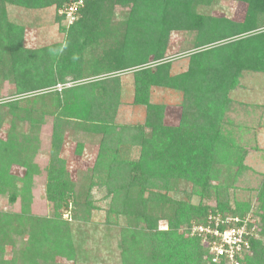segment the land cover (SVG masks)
<instances>
[{
	"label": "trees",
	"instance_id": "obj_1",
	"mask_svg": "<svg viewBox=\"0 0 264 264\" xmlns=\"http://www.w3.org/2000/svg\"><path fill=\"white\" fill-rule=\"evenodd\" d=\"M19 1L26 6L36 2L40 6L55 3L61 7L74 0H23L27 3ZM240 1L247 5L243 19L231 21L224 17H210L191 8L186 10L185 17L178 7L179 0H85L76 19L66 25V46L60 52L58 49L53 50L48 61L41 62L36 59L30 63V70L33 68L41 76L37 80L40 88L64 82L67 68L72 63V58H67L66 55H74L71 51L76 49L80 56L94 34L93 30L88 29L96 21L101 24L98 16L106 4L110 8L129 5L128 10L134 24L146 25L141 29L143 36L151 31L145 22L150 20L155 25V21L159 20L155 26L159 29L160 36L153 43L141 40L135 44L130 40L126 49L130 46L133 51H138L136 56L147 54L150 47H154V43H158L161 48L167 26L181 25L185 30L195 31V48L211 45L210 48L191 52L188 56V68L176 74H171L168 62H159L153 67L132 71V103L145 107V117L142 124L121 127L120 132L128 136H119L118 141L113 138V142H110V135L105 134L110 130L108 127L112 125V113L118 105L117 80L114 77L68 87L44 96L49 110L39 111L53 115L54 120L46 173L47 198L56 209L69 207L74 220L86 221L92 203L91 189L95 185L105 186L106 195L107 191L111 193L110 209L117 210L118 204L117 213L121 217L129 222L134 221L132 225L142 224V228L148 229L151 234L149 254L144 255L138 254V251L135 254L136 245L127 238L132 235L121 234L119 246L124 263L153 264L156 261V264H227L224 259L211 262L210 254L203 247L200 237L178 232L181 225L192 226L205 222L210 206L203 199L212 196L215 201L212 211L214 213L240 217L248 213L251 215L257 236L249 238V250L243 253L239 261L240 264H264V173L255 188L254 202L248 199L235 200L233 207L229 205V189L234 186L237 176L248 169L243 164L246 147L244 150L240 146L235 149L234 141L240 139L239 135L248 130L246 126L229 117L231 104H234L229 93L240 85L239 79L243 71L264 72V0ZM182 2V7L187 8L190 4L188 1ZM57 21H62L60 16ZM76 41L75 48L69 49L68 46ZM10 51H13L12 48ZM126 53V57L116 60L117 66L113 67V71L133 68L125 62L132 60L135 55H131L129 50ZM153 56V62L165 59L157 53ZM13 57L12 62L20 58L17 53ZM82 74V71H76L72 80L81 79ZM29 78L30 76L21 83L25 84L23 89L37 88L34 86L35 82H30ZM152 86L182 92L180 118L176 125L165 123V105L150 102L149 89ZM13 114L16 117L15 112ZM67 119H72V124H84L86 129L101 133L90 181L83 193L76 191L65 162L59 155L60 132L68 122ZM232 129L238 131L236 132L239 137ZM113 133L114 128L111 129V134ZM121 139L132 143L131 139L134 145H138L139 156L136 160H119L116 157L119 155L117 144ZM106 151L111 155L108 159L104 156ZM23 156L27 158L28 152ZM158 165L161 166V172L156 169ZM100 171L103 174L99 175ZM178 178L192 185L191 193L198 197L195 203L190 200L170 199L159 192L162 188L171 189L168 188L170 182ZM4 180L0 174V192H8L9 199L14 201V184ZM215 182H222L224 187H218ZM14 219L8 213L0 214V225ZM162 219L166 224L160 229L157 224ZM46 222L44 219L35 218L28 225L30 249L36 248L33 251L28 250L34 256L42 251L47 255L49 249H57L59 254L70 253L67 251L71 249L68 229L57 223L48 225ZM133 230L134 228L128 231L134 232ZM49 260L40 262L52 264Z\"/></svg>",
	"mask_w": 264,
	"mask_h": 264
},
{
	"label": "rangeland",
	"instance_id": "obj_2",
	"mask_svg": "<svg viewBox=\"0 0 264 264\" xmlns=\"http://www.w3.org/2000/svg\"><path fill=\"white\" fill-rule=\"evenodd\" d=\"M182 1H188L189 6L182 7ZM22 2L27 3L23 0ZM179 2L178 7L184 12L185 17H187L186 10L191 8L210 17H224L231 21H241L247 6L240 0H179ZM58 7L55 3L40 6L32 2L31 6H26L19 0H0V42L2 43L0 44L2 65L0 66V174L5 178L4 181L14 184L15 192L14 201L9 199L8 192H0V214L8 213L15 218L14 221H6L4 225H0V264H42L40 261L44 259H50L49 262L52 264H127L123 262L121 256L122 251L119 246L121 234L132 235L127 238L134 241L135 254L138 251V254L142 255L149 254L151 234L148 229L142 228V224L132 225L134 221L129 222L121 217L117 213L118 204H116L117 210L110 209L111 193L107 191L106 195L105 186L95 185L91 189L92 203L86 221L74 220L69 207L56 209L47 198L46 173L54 120L53 115L39 111L49 110L44 96L68 87L114 77L117 80L118 105L112 113V125L108 127L110 130L105 134L110 135V142H113V138L118 141L119 136L121 138L128 136L120 132L121 127L142 124L145 117V107L142 104L138 106L132 103L134 94L132 71L150 68L159 62H168L171 74H176L188 68V56L191 52L210 48L211 45H200L195 48V31L185 30L181 25L167 26L168 30L163 35L164 42L161 48L158 47V43H154L152 44L154 47H150L147 54L136 56L135 53L138 51H133L130 46L126 49L130 40L135 44L140 43L141 40L153 43L160 36L159 29L155 26L159 20L155 21V25L147 20L145 24L148 23L147 27L151 31L143 36L141 29L146 25L134 24L128 10L129 5L110 8L109 4H106L98 16L101 24L96 21L88 29L93 30L94 34L80 56L77 55L76 49L71 51L74 55H66L67 58H72V63L67 71L65 70V81L40 88L37 80L41 76L33 68L30 70L29 66L36 59L41 62L48 61L53 50L59 51L65 45L67 24L57 21ZM76 43L77 41L72 42L68 48H75ZM128 50L135 56L132 60L128 59L125 64L133 68L127 70L126 67L113 71V67L117 66L116 60L126 57ZM153 52L162 55L165 59L153 62ZM16 53L20 58L12 62ZM136 63L140 64L135 66ZM79 70L83 73L82 78L72 80L73 75ZM29 76V81L35 82L34 86L37 88L23 89L22 86L25 84L21 83ZM239 81L240 85L229 93L234 104H231L232 110L228 115L235 122L246 126L248 130L239 135L240 139H234L235 149L240 146V149L244 150L246 147L243 164L248 166V169L237 176L234 186L229 189L231 207L234 206L235 200L248 199L254 202L255 188L264 173V105H262L264 72L243 71ZM57 85H60L59 89ZM181 99L182 92L179 90L159 86H152L149 89L150 102L165 105L166 124L176 125L179 122ZM10 103L12 105H9ZM14 112L16 117L13 116ZM194 113L197 112L194 110ZM66 121L68 122L60 132L59 155L65 162L76 191L83 193L90 181L101 133L86 129L84 124H72V119ZM112 128H114L113 135ZM237 132L234 134L238 136ZM122 140L117 144L119 155L116 157L120 158L119 160H136L139 156L138 145H134L131 139L132 143ZM26 152H28L27 158L23 156ZM104 156L108 159L111 155L106 151ZM156 169L161 172L160 165ZM100 174L103 172L100 171ZM97 180L96 177L95 181L98 184ZM218 187L223 188V183H219ZM168 188L171 189L162 188L159 192L174 200H190L193 203L198 200L196 194L191 193L192 185L184 180L179 178L173 180ZM203 201L210 206L208 212H212L215 205L214 198L205 197ZM35 218L46 220L48 225L57 223L67 228L71 237V249L67 250L70 253L59 254L57 249H49L47 255L42 251L34 256L31 251L36 248L30 249L28 225ZM165 224L166 221L162 219L157 225L162 229ZM189 227L190 225H181L178 232L190 235ZM133 228L134 232L128 231ZM201 243L206 248L202 240ZM153 262L156 264V261Z\"/></svg>",
	"mask_w": 264,
	"mask_h": 264
},
{
	"label": "built area",
	"instance_id": "obj_3",
	"mask_svg": "<svg viewBox=\"0 0 264 264\" xmlns=\"http://www.w3.org/2000/svg\"><path fill=\"white\" fill-rule=\"evenodd\" d=\"M85 0H74L59 7L58 16L69 25L76 17ZM60 88V85H57ZM251 215L222 216L209 211L204 223L193 224L189 233L198 236L207 248L211 262L224 259L227 264H240L239 258L249 250V238L256 237Z\"/></svg>",
	"mask_w": 264,
	"mask_h": 264
},
{
	"label": "crops",
	"instance_id": "obj_4",
	"mask_svg": "<svg viewBox=\"0 0 264 264\" xmlns=\"http://www.w3.org/2000/svg\"><path fill=\"white\" fill-rule=\"evenodd\" d=\"M139 106V105H138Z\"/></svg>",
	"mask_w": 264,
	"mask_h": 264
}]
</instances>
